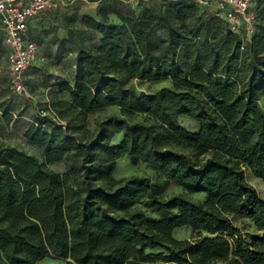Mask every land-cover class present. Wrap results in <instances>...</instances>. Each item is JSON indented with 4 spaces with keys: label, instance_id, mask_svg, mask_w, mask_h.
<instances>
[{
    "label": "trees",
    "instance_id": "obj_1",
    "mask_svg": "<svg viewBox=\"0 0 264 264\" xmlns=\"http://www.w3.org/2000/svg\"><path fill=\"white\" fill-rule=\"evenodd\" d=\"M255 9L243 49L219 17L189 0L112 9L117 22L85 14L98 42L79 50L73 82L60 88L81 113L117 105L120 114L101 118L85 141L48 115H34L25 139L62 170L41 168L31 153L0 141V264H34L44 256L65 264H264V197L244 178L248 167L264 180L259 0ZM132 77L170 78L172 85L136 91L126 84ZM135 113L144 119L128 118ZM178 115L196 120L197 129ZM115 133L121 137L110 142ZM170 141L208 155L196 161ZM122 154L132 164L145 162L163 181L146 174L113 178ZM170 181L181 191L163 195ZM232 216L248 218L258 233L244 241ZM182 225L195 235L174 237L172 229Z\"/></svg>",
    "mask_w": 264,
    "mask_h": 264
},
{
    "label": "rangeland",
    "instance_id": "obj_2",
    "mask_svg": "<svg viewBox=\"0 0 264 264\" xmlns=\"http://www.w3.org/2000/svg\"><path fill=\"white\" fill-rule=\"evenodd\" d=\"M162 1L163 0H144L143 3L139 4L138 9L147 5H152L154 8H157ZM259 7V16L261 20L264 21V0H259ZM46 14L56 19L57 23H53L49 26L37 24L30 29V34L37 44V50L32 64L24 73L25 84L29 93L28 96L16 93L9 87V69L0 26V94L3 95L5 99L3 108L0 107V114L2 115L0 141L31 153L36 158L41 168L62 170L63 166H61L59 162L47 163L43 154L39 151V147L25 139L22 133L23 125H21L19 121L16 122L11 129L10 127L5 129L7 115H9V120L10 116L17 118L19 113L26 115L33 114L34 117V115L38 114L37 109L39 107L48 105V119L54 117L52 120L64 124L67 130L74 133L79 140L85 141L94 134L97 122L101 118L109 113L120 114V109L117 105H107L86 113H81L76 107L68 103V92L67 90H62L60 85L65 82H73L76 57L79 50L93 47V45L98 42L100 33L87 24L84 18L87 13L65 8V5L60 8L50 9ZM87 15L98 20L110 22L119 21L115 12L111 10L102 11L99 9L95 15ZM62 27L66 28V34H61L60 29ZM261 61H264V56L261 57ZM260 66L264 67V62H262ZM126 84L136 91L142 90L144 92H149L160 86H171L172 80L170 78L147 80L132 77L126 81ZM257 102L261 109H264V95H260ZM8 107L13 110L12 113L4 111V109ZM144 117V114L139 113L128 116L131 120H142ZM18 119L21 121V119L25 118L22 116L18 117ZM177 120L190 130H196L198 127L197 121L187 115H178ZM48 127V123L43 125L45 129ZM120 137L121 133H115L110 138V142H116ZM166 145L187 153L196 161L202 160L208 155L207 152H199L194 146L183 141H170L166 143ZM131 174H146L151 179L158 181H163L164 179L162 175L149 167L145 162L138 161L132 164L124 154L116 157L115 167L111 171V176L113 178H119ZM244 178L254 186L261 197H264V180L256 176L248 167L244 168ZM94 181L106 186L109 183L108 180L103 178H97ZM175 191H181V187L170 181L164 185L162 194L168 195ZM189 196L202 198L203 194L189 193ZM136 206L140 205L137 204ZM232 221L239 227L244 241H249L253 235L258 233L253 222L246 217L232 216ZM171 233L176 238H191L195 235L194 231H192L191 227L188 225L174 227ZM34 264H65V259L44 256L38 259Z\"/></svg>",
    "mask_w": 264,
    "mask_h": 264
},
{
    "label": "built area",
    "instance_id": "obj_3",
    "mask_svg": "<svg viewBox=\"0 0 264 264\" xmlns=\"http://www.w3.org/2000/svg\"><path fill=\"white\" fill-rule=\"evenodd\" d=\"M73 0H0V26L9 69L8 84L16 93L28 96L25 70L32 64L37 44L28 34L29 21L39 17L48 7L66 5ZM198 11L215 14L223 27L236 33L243 44L250 40L256 16L255 0H189ZM49 106L37 113L48 115ZM54 117H52L53 119Z\"/></svg>",
    "mask_w": 264,
    "mask_h": 264
},
{
    "label": "crops",
    "instance_id": "obj_4",
    "mask_svg": "<svg viewBox=\"0 0 264 264\" xmlns=\"http://www.w3.org/2000/svg\"><path fill=\"white\" fill-rule=\"evenodd\" d=\"M143 2H144V0H73L70 3L66 4L65 8H68V9L70 8V9H74V11L95 15L99 9H101L102 11L112 10V9L121 10V11H126L128 9H138L139 4H141ZM62 6H63L62 4H56L54 6H50L42 13L43 16L40 15L39 17L30 20L29 26H28L29 36L32 38V36L30 34V29L32 27L36 26L37 24H43L44 26H49V25H52L53 23L56 24L57 23L56 19L51 18L50 15L46 14V12L49 11L50 9L60 8ZM60 32L62 35L66 34V28L62 27L60 29ZM4 102H5L4 96L0 94V107L1 108H3ZM4 111L10 112V113L13 112V110L10 109L9 107L5 108ZM22 116L25 119H21V121H20L18 119V117H22ZM1 117H2V115L0 114V124L2 123ZM8 120H9V115H7V117H6L5 123H7V124L5 126V129H8L9 127L11 129V127L13 125H15L16 122L19 121L21 123V125H23L22 126V133L24 132V130L29 125H31L34 122L33 114L26 115V114H21V113L18 114L17 118L10 116V120L9 121ZM39 151L41 152V154H43V152L40 148H39ZM59 164H61V166H62L61 162H59Z\"/></svg>",
    "mask_w": 264,
    "mask_h": 264
}]
</instances>
